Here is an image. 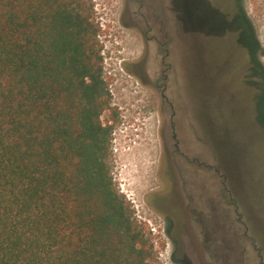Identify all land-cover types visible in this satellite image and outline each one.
Segmentation results:
<instances>
[{
	"label": "rangeland",
	"instance_id": "1",
	"mask_svg": "<svg viewBox=\"0 0 264 264\" xmlns=\"http://www.w3.org/2000/svg\"><path fill=\"white\" fill-rule=\"evenodd\" d=\"M85 1L117 114L113 181L148 233L156 264H264L260 80L235 14L251 16L248 0H167L179 20L168 27V69L147 43L158 30L147 35L139 24L140 9H162L161 0Z\"/></svg>",
	"mask_w": 264,
	"mask_h": 264
},
{
	"label": "trees",
	"instance_id": "2",
	"mask_svg": "<svg viewBox=\"0 0 264 264\" xmlns=\"http://www.w3.org/2000/svg\"><path fill=\"white\" fill-rule=\"evenodd\" d=\"M248 4L264 126V0ZM99 31L85 0H0V264H156L113 181Z\"/></svg>",
	"mask_w": 264,
	"mask_h": 264
},
{
	"label": "flooded vegetation",
	"instance_id": "3",
	"mask_svg": "<svg viewBox=\"0 0 264 264\" xmlns=\"http://www.w3.org/2000/svg\"><path fill=\"white\" fill-rule=\"evenodd\" d=\"M161 3L162 9H149L147 15H144V13H142V9H140L141 12L139 14V24L144 25L145 28L148 30V32L146 33L147 35L152 32L154 27L158 30L156 34L147 38V43L151 44L155 48V51L158 52L159 55H161V66L165 67L164 69H168V65L165 64L166 59L169 55L168 46L171 42V38L169 37L168 33V27L172 20L174 25L178 27L177 22H179V20L177 19V15L174 10L167 9V0H161ZM238 12L239 11L237 10V12L235 13L237 14L236 17H241ZM158 35H160V37H158ZM164 69H161L159 75L162 79V83H165L162 85L161 97L163 99V105L164 107H166L169 104V98L167 95L168 87L166 84V82L168 81V70ZM145 73L147 72L145 71Z\"/></svg>",
	"mask_w": 264,
	"mask_h": 264
}]
</instances>
